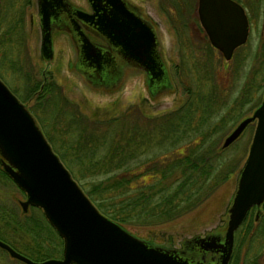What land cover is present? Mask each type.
<instances>
[{"label":"trees","instance_id":"trees-1","mask_svg":"<svg viewBox=\"0 0 264 264\" xmlns=\"http://www.w3.org/2000/svg\"><path fill=\"white\" fill-rule=\"evenodd\" d=\"M169 1L178 12L184 2ZM30 3L31 0H0V49L9 63L13 49L19 50L25 44L24 14ZM209 54L212 60V53ZM204 66L205 72L203 66L194 67L201 75L195 74L193 86H185L186 99L177 108L161 114H146L138 106L129 105L117 115L91 118L71 104L59 86L46 82L37 94L36 103L44 105L45 116L36 113V106L29 108L88 197L103 214L123 227L133 223L159 224L193 210L238 167L237 155H224L227 147L220 146L218 150V133L235 124L244 113L242 107L253 101L255 95L252 108L260 103L264 61L258 60L239 94L229 103L219 99L221 92L218 93L212 65ZM26 79L27 84L34 81L29 72ZM37 84H31L33 89ZM3 178L15 182L0 162V182ZM31 206L41 210V217L21 216L0 196V238L35 260L60 257L62 237L42 209ZM253 222L250 214L235 231L229 264H237L238 251L245 240V257L251 247L255 254L262 247H255L251 237L257 233L264 238V215L259 230H255ZM15 237L26 240L32 237L33 242L28 245V240L19 245ZM0 251L7 253L2 248Z\"/></svg>","mask_w":264,"mask_h":264},{"label":"water","instance_id":"water-1","mask_svg":"<svg viewBox=\"0 0 264 264\" xmlns=\"http://www.w3.org/2000/svg\"><path fill=\"white\" fill-rule=\"evenodd\" d=\"M90 1L94 6L104 4V0ZM105 1L113 3V7L101 18V28L105 32L106 28L111 31L114 28L115 34L131 52L143 53L148 49L150 52L155 42L148 25L138 18L139 27L126 17L119 20V14L127 15L126 7L120 0ZM197 14L211 44L225 59H230L233 50L246 41L248 19L238 2L197 0ZM39 17L41 53L45 58H51L53 46L48 15L41 10ZM138 62L149 68L154 61L141 58ZM160 64L158 79L167 88L171 81L164 63ZM251 121H255V128L227 208L225 230L222 234L186 239L183 244L192 245L200 252L195 256L140 238L103 214L51 147L28 107L0 78L2 168L26 193V198L20 200L22 210L26 211L29 205L41 207L62 237L63 250L60 257L35 260L1 238L0 248L26 264H228L235 231L250 207L264 200V90L252 114L237 122L223 138L222 145L228 146Z\"/></svg>","mask_w":264,"mask_h":264},{"label":"rangeland","instance_id":"rangeland-1","mask_svg":"<svg viewBox=\"0 0 264 264\" xmlns=\"http://www.w3.org/2000/svg\"><path fill=\"white\" fill-rule=\"evenodd\" d=\"M134 1L143 7L144 12L148 13V16L156 22L164 64L171 81V85L167 88L154 93L149 92L143 75L138 73L126 76L120 83L113 86L96 87L74 66H69V62L73 59L72 46L69 40L59 33L54 35L52 57L45 58L40 48L41 28L35 3H30L25 7V44L19 50L13 49L14 55L10 63L3 58L0 49V78L12 91L14 90L15 95L28 109L36 106L37 114L45 116L43 113L44 105L36 103L37 94L46 82L59 86L67 100L71 104H76L85 115L102 119L121 113L129 105L138 106L146 114H161L177 108L186 99L185 86L189 84L193 86V80L196 78L195 74L201 75L194 68L196 65L203 66L204 72L207 70L204 65H212L218 83V93L221 92L219 99L223 102V99H226L229 103L239 94L243 83L250 77V71L258 65V60L262 58L264 61V0H246L252 7L249 6L251 16L249 17V35L246 42L241 45L238 52L233 53L230 59H225L217 49L211 50L209 47L211 44L208 43L205 31L197 16V0H184L179 12L170 1ZM168 7L172 8L171 13L166 9ZM174 23L177 25V32ZM209 52L212 53V60L209 59ZM71 62H74V60ZM28 72L31 74V79L34 80L31 83L29 82L30 84L25 81ZM36 82L38 84L34 90L31 84ZM28 88L29 93L27 92ZM255 97L256 95L253 101L242 107L244 113L233 126L229 128L225 126L218 133L220 138L218 150H220V146L227 147L223 153L224 155L231 157L237 155L240 159L236 170L229 174L193 210L159 224H125V229L154 244L173 248L182 247L186 239L194 236L223 233L226 226L227 208L235 189L238 172L248 153L255 121L249 122L241 134L228 146H223L222 141L240 119L252 114L256 107L252 108ZM35 119L39 124L38 119L36 117ZM50 145L54 149L53 144L50 143ZM0 196L3 197V201L8 206L17 212L19 211L21 216L30 215L37 218L42 215L38 207H32L31 205L28 206L26 211L22 210L20 200L26 198V193L16 182L3 178L0 182ZM255 224L256 222H253L254 227ZM254 234L251 237V242L254 243L255 247L258 245H262V247L258 248L257 254L254 253L255 251L251 247L249 254H246L245 257L247 242H245L246 240L242 242L238 251L237 264H264V238L259 237L257 233ZM8 236L13 238L11 234H8ZM14 239L19 245L27 243L28 240H30L28 245L33 242L32 237L27 238V240L19 237ZM43 245H47L46 241L43 242ZM0 264L24 263L12 258L8 253L0 251Z\"/></svg>","mask_w":264,"mask_h":264},{"label":"flooded vegetation","instance_id":"flooded-vegetation-1","mask_svg":"<svg viewBox=\"0 0 264 264\" xmlns=\"http://www.w3.org/2000/svg\"><path fill=\"white\" fill-rule=\"evenodd\" d=\"M120 1L126 7L127 15L121 16L119 14V20L122 21L126 17V19L132 20V24L135 27H139L138 21L136 20L138 18V20L143 21L152 30L155 44L151 47L150 52L149 49L143 53L131 52L129 48H125L120 38L115 34L116 31L114 28L113 31L106 28V32L101 28L103 25L101 18L105 13L108 14L109 8L113 7V3H107L105 0L102 2L104 3L102 6H94L90 0H32L31 3L36 4L38 19L40 18L39 12L41 10L48 15L52 46L55 33L64 35L69 40L73 52L72 60L74 62H71V60L69 66H74L75 69L81 72L96 87H110L120 83L126 76L138 73L143 75L149 92L154 93L155 91L164 89L165 87L162 86L163 82L158 79L159 76L157 75L159 65H161V62L164 63V58L156 22L148 16V13L144 12L143 7L136 1ZM160 1L162 2V0ZM234 1L238 2L244 8L248 19L249 35V17H251L249 13L250 4L246 0ZM166 9L171 13V7ZM174 26L177 32L176 23H174ZM205 34L211 44L208 34L206 32ZM212 47L217 49L213 45ZM217 50L222 54L219 49ZM222 57H224L223 54ZM141 58H146L154 62L149 68H146V66H142L138 62ZM250 214L252 215L253 221L256 222L255 230H259L258 224L262 215H264V200L259 205L251 206L246 216ZM177 249L195 256L200 253L197 248L188 244H183L182 247Z\"/></svg>","mask_w":264,"mask_h":264},{"label":"bare ground","instance_id":"bare-ground-1","mask_svg":"<svg viewBox=\"0 0 264 264\" xmlns=\"http://www.w3.org/2000/svg\"><path fill=\"white\" fill-rule=\"evenodd\" d=\"M111 219V218H110ZM113 220V219H112ZM116 222V221H115ZM118 223V222H117ZM119 224V223H118ZM122 226V225H121ZM123 227V226H122ZM234 245V244H233ZM232 251H233V249H232ZM232 254V253H231ZM231 257V256H230Z\"/></svg>","mask_w":264,"mask_h":264}]
</instances>
